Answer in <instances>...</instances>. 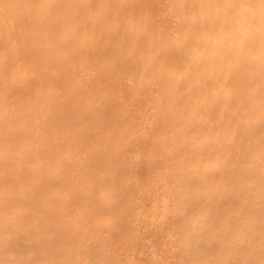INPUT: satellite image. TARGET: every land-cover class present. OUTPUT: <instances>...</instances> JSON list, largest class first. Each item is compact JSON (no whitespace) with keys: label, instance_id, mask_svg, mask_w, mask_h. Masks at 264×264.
I'll use <instances>...</instances> for the list:
<instances>
[{"label":"bare ground","instance_id":"1","mask_svg":"<svg viewBox=\"0 0 264 264\" xmlns=\"http://www.w3.org/2000/svg\"><path fill=\"white\" fill-rule=\"evenodd\" d=\"M0 264H264V0H0Z\"/></svg>","mask_w":264,"mask_h":264}]
</instances>
